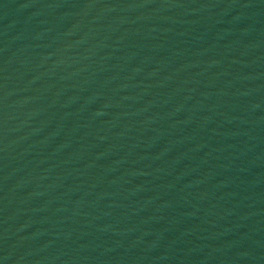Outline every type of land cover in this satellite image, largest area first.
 Returning a JSON list of instances; mask_svg holds the SVG:
<instances>
[{
    "label": "water",
    "instance_id": "95a60500",
    "mask_svg": "<svg viewBox=\"0 0 264 264\" xmlns=\"http://www.w3.org/2000/svg\"><path fill=\"white\" fill-rule=\"evenodd\" d=\"M0 264H264V0H0Z\"/></svg>",
    "mask_w": 264,
    "mask_h": 264
}]
</instances>
